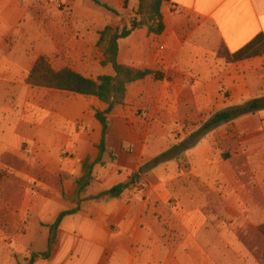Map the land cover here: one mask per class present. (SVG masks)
I'll list each match as a JSON object with an SVG mask.
<instances>
[{"label": "crops", "instance_id": "1", "mask_svg": "<svg viewBox=\"0 0 264 264\" xmlns=\"http://www.w3.org/2000/svg\"><path fill=\"white\" fill-rule=\"evenodd\" d=\"M99 1L117 14L93 0H0V207L13 213L11 224L27 214L45 226L77 208L61 220L50 256L32 264H255L264 240V108L195 133L215 113L264 98V54L228 62L218 52L264 37V0H169L161 34L141 28L119 40V64L162 78L127 87L107 114L98 162L95 113L107 105L25 78L41 56L86 78L113 75L102 66L100 32L119 26L138 0ZM191 22L210 43L181 38ZM173 143L178 156L157 164ZM151 160L155 167L140 172ZM85 161L94 180L82 199L136 175L138 183L119 197L67 200Z\"/></svg>", "mask_w": 264, "mask_h": 264}, {"label": "trees", "instance_id": "2", "mask_svg": "<svg viewBox=\"0 0 264 264\" xmlns=\"http://www.w3.org/2000/svg\"><path fill=\"white\" fill-rule=\"evenodd\" d=\"M169 0H150L146 5L147 9L142 12L144 0H138L136 7V15H145L141 21H130V27H123L121 30L113 29L110 26H106L101 32L97 42V46L103 50L104 61L102 66L109 64L112 67L113 75H100L96 79H90L83 77L81 74L71 70L70 68L54 69L45 57H39L33 64L32 68L28 71L25 82L31 86L43 87L48 89H55L60 91L71 92L75 94L94 96L101 102L107 105L104 111H96L95 117L102 126V139L99 145V158L101 161L103 153L106 151L105 139L108 130L107 114L117 104H123L126 96L127 87L147 76H153L155 79H161L162 74L158 71L149 69H137L125 65H121L117 62L118 54V41L127 38L132 31L146 27L148 33L161 34L164 30L163 18L161 14V6L164 2ZM97 5L105 8L113 14L117 12L107 5L101 3L99 0H93ZM127 2L125 1L124 7L126 8ZM225 59L228 62H237L245 59H249L264 54V37L262 35L256 36L251 42L239 49L233 54H225ZM264 108V98L253 99L243 103L235 108L218 112L213 115L208 121H206L198 131L196 136H201L207 132L212 126L230 120L242 114L255 112ZM179 146V145H178ZM174 145L163 156H166L170 152L177 150L179 147ZM94 164L88 161L82 164V176L74 181V187L69 195L65 198L70 201L101 199L105 197H119L125 190H131L138 180L130 178L126 183H121L113 186L112 188L100 193L96 196L81 198L85 194L87 187L94 180L93 176ZM4 177V174L0 172V183ZM77 211V208L61 212L56 220L51 225H46L48 228V237L46 249L44 252L36 254L34 253L27 264H32L36 257L46 259L50 256L52 246L55 240V232L59 227V224L64 216L72 215ZM259 231L264 235V224L259 227Z\"/></svg>", "mask_w": 264, "mask_h": 264}, {"label": "rangeland", "instance_id": "3", "mask_svg": "<svg viewBox=\"0 0 264 264\" xmlns=\"http://www.w3.org/2000/svg\"><path fill=\"white\" fill-rule=\"evenodd\" d=\"M149 1L150 0H144L143 8H142L143 13H145L144 10L147 9L146 5L148 4ZM136 7L131 12L128 10V13L126 12L125 14L121 15L119 20V26L112 28L118 29L119 31L124 26L129 28L130 21L143 20V17H145V15L143 16V14H141L139 16L135 14ZM90 9L95 11L93 6H91ZM173 11H175V9ZM100 14H98L99 18L102 17L101 16L102 14L101 15ZM198 24L199 23L197 22L196 23L191 22V24L188 25L189 31L186 34H184V36L182 34L181 38L183 40L186 38L192 43H210V41H208L207 39V35H206L207 32L204 31V29L205 30L207 29L204 27L200 28ZM28 34L31 35L32 33L29 32ZM218 52L220 55H223V52H225V50L219 48ZM49 60L50 63H52V65H55V67L59 66V61L51 58H49ZM178 132H176V137H178L179 135ZM174 145L178 146L179 143L169 144V148L171 149ZM168 156L169 157L167 156L157 157V164L163 163L164 160H166L167 158H174V156H178V151L174 150L170 152ZM3 173L5 174L4 176L7 177V174L5 172ZM7 215H8L7 210H5L4 208L2 209L0 207V264H27L34 253L38 254L37 251H44L46 249L47 231H45V229L46 230L48 229L42 223L35 224L36 221L34 220L33 216L30 218L28 217L27 219L26 216L29 215L22 214L21 216H18V218H16L17 220L16 224L14 223L11 224L9 220L13 222L14 220L13 213L10 215L12 216V219H10V217ZM26 219L29 220L30 222L29 224H27ZM262 236L264 237L263 234ZM258 242L259 241L256 240L254 241V244ZM258 250H260V254L257 256V259L255 260L256 262L255 264H264V240H263V244L260 245V248Z\"/></svg>", "mask_w": 264, "mask_h": 264}, {"label": "water", "instance_id": "4", "mask_svg": "<svg viewBox=\"0 0 264 264\" xmlns=\"http://www.w3.org/2000/svg\"><path fill=\"white\" fill-rule=\"evenodd\" d=\"M155 165H156V160H151L141 167L140 172L147 173L148 171L153 169L155 167ZM137 177H138V175H136L134 179L136 180Z\"/></svg>", "mask_w": 264, "mask_h": 264}, {"label": "built area", "instance_id": "5", "mask_svg": "<svg viewBox=\"0 0 264 264\" xmlns=\"http://www.w3.org/2000/svg\"><path fill=\"white\" fill-rule=\"evenodd\" d=\"M56 4H57L58 6H60L59 2H56ZM159 49H160V50H163V47L160 46ZM141 191H142V190H141L140 188H138V189L136 190V193H137V194H140Z\"/></svg>", "mask_w": 264, "mask_h": 264}]
</instances>
